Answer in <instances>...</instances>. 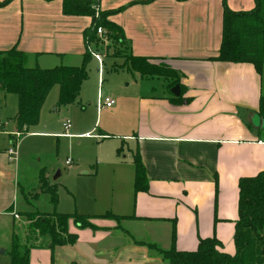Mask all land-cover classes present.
Wrapping results in <instances>:
<instances>
[{
  "label": "crops",
  "instance_id": "crops-1",
  "mask_svg": "<svg viewBox=\"0 0 264 264\" xmlns=\"http://www.w3.org/2000/svg\"><path fill=\"white\" fill-rule=\"evenodd\" d=\"M94 1L100 11L124 9L108 19L124 32L126 44L119 46L130 56L171 63L183 77V100L175 101L165 78H142L135 72L140 78L136 85L161 78L166 90L141 93L134 109L124 104L116 108L117 103L114 110L108 109L123 121L124 129L117 136L122 146L115 159L110 155L102 165H125L128 156L122 161L121 154L127 149L136 172L134 155L139 152L148 191L136 195L135 177L132 187L128 179L126 190L116 193L107 213L131 219L118 222L121 226L113 220H94L98 231L71 224V233L78 235L74 246L52 251L39 240L30 264H167L142 243L169 250L174 231L178 251H195L201 240L216 238L223 252L235 255L239 181L264 171V55L260 74L252 63L213 60L222 42L224 0ZM225 3L235 12L255 7L254 0ZM91 23L90 17L65 16L62 0H13L0 5V52L16 48L25 61L36 60L35 66H26L30 68L79 67L70 59L84 60V31ZM13 125L11 134L0 125V134L10 143L18 136L15 121ZM9 163L7 153L0 152V213L11 205L4 195L13 174ZM139 228L147 231L146 238H138ZM5 254H0V264H9Z\"/></svg>",
  "mask_w": 264,
  "mask_h": 264
},
{
  "label": "rangeland",
  "instance_id": "rangeland-1",
  "mask_svg": "<svg viewBox=\"0 0 264 264\" xmlns=\"http://www.w3.org/2000/svg\"><path fill=\"white\" fill-rule=\"evenodd\" d=\"M98 17L99 13H97ZM254 27L255 24L252 22L242 24L247 59L259 57L258 52L253 53L250 50L252 43H258ZM92 48L93 52L102 58V67L91 55L87 64L88 79L83 84L82 94L77 103L69 107H60L58 105L60 89L59 86H55L44 104L39 124L30 128L28 134L21 138L18 136L14 138V145L18 147V160L8 165L14 175L10 177L8 189L4 188V195L8 194L10 208L14 207L15 212L0 213L2 244L0 250L6 252L3 259L9 264H11L14 222L16 232L20 234L23 242L27 239L29 223L20 213L39 211L47 214L56 212L66 215L75 213L104 215L111 211L108 208L116 193L126 190L128 179H130L128 187H132L135 171L130 162L131 153L127 149L121 154L122 161L124 156H128L125 165L108 163L103 168V162L109 160L110 155L115 159L118 149L122 146L121 137L118 139L117 136H120L124 129V123L111 114L114 109H104L100 115L98 114L100 92L102 96L115 100L116 108L124 104L125 107L134 109L139 104L136 98L141 93H150L156 89L155 92L161 94L166 90L167 84L164 83V79L157 78L136 85V79L140 78L128 66L130 55L125 48L120 47L109 37L98 38V43ZM70 61L78 66L83 64V59L80 57ZM35 62L34 58H27L24 65L35 66ZM165 66L177 71L171 63H166ZM182 78L180 75V83ZM166 80L175 82L173 77ZM6 95L0 92V125L5 124L7 132L11 134L15 131L13 124L19 112V103L17 96ZM68 120L72 123L70 135L64 131V123ZM1 128L0 126V132ZM8 138L7 135L0 134L1 153H7L12 147ZM262 138H264V130ZM69 161L72 163L70 166L67 165ZM58 171L62 176L57 181H53ZM42 173L49 184L57 189L56 204L52 202L51 194L41 193ZM15 213L19 215V219H15ZM117 224L121 226L120 223ZM139 229H135L138 238H146L147 231L145 232L144 228ZM69 232H71L70 227ZM41 240L43 242L40 244L45 242L44 239Z\"/></svg>",
  "mask_w": 264,
  "mask_h": 264
},
{
  "label": "trees",
  "instance_id": "trees-1",
  "mask_svg": "<svg viewBox=\"0 0 264 264\" xmlns=\"http://www.w3.org/2000/svg\"><path fill=\"white\" fill-rule=\"evenodd\" d=\"M12 1L5 0L0 2V5L6 6ZM153 1L155 0L139 3L148 4ZM254 1L255 7L252 10L235 12L226 5V0H224L222 42L219 54L213 60L226 63H252L260 74L263 69L264 55V0ZM97 5L94 0H62V12L65 16L90 17L92 19L90 27L84 31L86 52L83 64L79 67L30 68L24 65V54L17 51L16 48L0 52V92L18 97L19 112L15 122L19 138L28 134L30 128L39 124L43 105L55 86H59L60 89L58 103L60 107H69L77 103L83 84L88 79L87 64L91 59L88 48L98 43V28H104L107 31V37L118 45L126 44L124 32L108 20L110 16L122 12L124 9L100 12ZM97 13H99L98 18ZM251 22L255 24L254 31L256 30L255 37L258 43H255L256 46L252 43L250 50L253 53L258 52L257 59L245 57L247 51L242 35V24ZM128 66L134 72L139 73L142 78L163 77L169 79L173 77L175 82L170 83L169 86L174 88L180 85V74L165 66L164 63H152L146 58L130 56ZM182 97L183 87L181 86V96L175 98V101L182 102ZM261 111L264 112V100L261 102ZM11 143L14 144L12 141ZM134 165L136 169L135 194L137 195L145 193L149 189L145 166L139 152L134 155ZM40 184L42 193L51 194L52 202L56 204L57 189L49 184L43 173L40 176ZM238 188L239 218L234 237L237 249L235 255L223 252V245L216 238L201 240L195 251H178L175 247V231L173 244L169 250H162L154 244H142L148 246L167 264H264V171L254 177L240 179ZM8 212L13 213V207ZM20 214L29 223L27 239L23 242L14 225L10 252L11 264H30L31 250L37 248L38 245L35 243L41 239L45 240L46 247L52 251L57 247L74 246L78 241V235L69 232L71 222L79 230L98 231L101 228L94 224V220L121 222L124 219H131L118 217L112 213L102 216L78 213L66 215L56 212L47 214L39 211ZM248 252H250V257H248Z\"/></svg>",
  "mask_w": 264,
  "mask_h": 264
},
{
  "label": "built area",
  "instance_id": "built-area-1",
  "mask_svg": "<svg viewBox=\"0 0 264 264\" xmlns=\"http://www.w3.org/2000/svg\"><path fill=\"white\" fill-rule=\"evenodd\" d=\"M97 36L98 38L100 39H106L107 37V31L104 29V28H98L97 30ZM89 50V53L93 56V58L97 59L100 64H101V67H102V63H103V60L102 58L95 54L93 52V48L92 47H89L88 48ZM101 71V70H100ZM116 106V101L111 99V98H106L104 96L101 95V92H100V95H99V98H98V104H97V109L98 111L100 112L101 110L103 109H113L115 108ZM71 127H72V123L68 120L64 123V131L65 133L69 134V132L71 131ZM7 155H8V158H9V161L10 162H15L17 160V157H18V147L15 146L14 144L12 145V147L7 151ZM72 163L69 161L67 162V165L70 166ZM14 217L15 219H19V215H17L16 213L14 214Z\"/></svg>",
  "mask_w": 264,
  "mask_h": 264
},
{
  "label": "water",
  "instance_id": "water-1",
  "mask_svg": "<svg viewBox=\"0 0 264 264\" xmlns=\"http://www.w3.org/2000/svg\"><path fill=\"white\" fill-rule=\"evenodd\" d=\"M172 94L174 95L175 98H178L181 96V87L179 85L175 86L172 89ZM62 176V173L58 171V173L54 176L53 181H57L60 177ZM4 250H0V254H4Z\"/></svg>",
  "mask_w": 264,
  "mask_h": 264
}]
</instances>
